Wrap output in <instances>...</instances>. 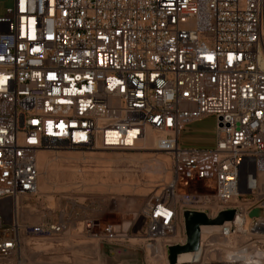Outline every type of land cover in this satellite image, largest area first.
<instances>
[{
	"label": "built area",
	"instance_id": "built-area-1",
	"mask_svg": "<svg viewBox=\"0 0 264 264\" xmlns=\"http://www.w3.org/2000/svg\"><path fill=\"white\" fill-rule=\"evenodd\" d=\"M208 117L213 144H182ZM148 130L173 177L140 209L143 239L168 254L187 241L185 210L234 209L201 226L199 258L264 264V215L250 216L264 211V0H14L0 15V259L23 234L67 228L63 215L19 219V199L39 193L41 153L134 150Z\"/></svg>",
	"mask_w": 264,
	"mask_h": 264
},
{
	"label": "rangeland",
	"instance_id": "rangeland-1",
	"mask_svg": "<svg viewBox=\"0 0 264 264\" xmlns=\"http://www.w3.org/2000/svg\"><path fill=\"white\" fill-rule=\"evenodd\" d=\"M13 5L14 0H0V15ZM215 124V118L208 117L186 130L211 135ZM186 135L184 132L182 137ZM45 153L49 164L40 162L39 193L20 198L19 219L32 224L42 221L45 215L51 221L63 215L67 228L52 237L21 235L19 252L0 259V264H64L68 258L72 262L68 264H170L169 252L165 259L160 256V241L151 246L143 239L144 218L140 215L145 201L172 180V159L168 153L156 145L148 149H54ZM189 188L206 191L200 184H191ZM127 218L133 224L125 230L121 224ZM107 224L116 225L125 239L118 243L105 240L103 229ZM183 229L184 219L176 236H181ZM181 264L221 263L195 258Z\"/></svg>",
	"mask_w": 264,
	"mask_h": 264
},
{
	"label": "water",
	"instance_id": "water-1",
	"mask_svg": "<svg viewBox=\"0 0 264 264\" xmlns=\"http://www.w3.org/2000/svg\"><path fill=\"white\" fill-rule=\"evenodd\" d=\"M236 214L234 209L221 211L217 217L210 218L207 213L196 210H185L183 214L184 228L187 234L185 244H173L169 247V262L177 264L179 255L186 252L197 251L200 246L201 226L224 224L228 220H232ZM264 211L255 208L251 211L250 216H262Z\"/></svg>",
	"mask_w": 264,
	"mask_h": 264
},
{
	"label": "bare ground",
	"instance_id": "bare-ground-1",
	"mask_svg": "<svg viewBox=\"0 0 264 264\" xmlns=\"http://www.w3.org/2000/svg\"><path fill=\"white\" fill-rule=\"evenodd\" d=\"M153 145H157V135H155L151 130H148L147 133H146V136L144 138H142L141 140H139V142L136 143L135 149H148V148H151ZM40 162H41V164H42V162L43 163L47 162V164H49L48 163L49 162L48 161V157H47L45 152L40 154ZM18 204L20 205V199H19ZM202 229L205 230V227H203ZM177 232H178V230H177ZM158 244H159V246L163 247L161 252H160V256H161V258L165 259V253H166L165 251L166 250H165L164 246L162 245V243H158ZM195 252H197V251H195ZM199 255H200L199 252L194 253V251L193 252L182 253V254L179 255L177 263L178 264L187 263V262L191 263V262H193V260L195 258H196V261H201V260L204 261L205 257L199 258ZM68 260H70V259L68 258ZM68 260H64L66 262L64 264L72 263V262H69ZM60 264H63V263H60Z\"/></svg>",
	"mask_w": 264,
	"mask_h": 264
},
{
	"label": "crops",
	"instance_id": "crops-1",
	"mask_svg": "<svg viewBox=\"0 0 264 264\" xmlns=\"http://www.w3.org/2000/svg\"><path fill=\"white\" fill-rule=\"evenodd\" d=\"M206 119V118H204ZM202 119L201 121H203ZM200 121L196 122L199 123ZM188 128V127H187ZM186 128V129H187ZM187 135L184 137H181V142L184 145H191V146H211L214 142V133L210 134H205L203 132H197V133H189L188 130L184 131ZM133 224V221L130 219H125L123 220V223L121 224L123 229H129ZM116 226V225H115ZM117 228V226H116Z\"/></svg>",
	"mask_w": 264,
	"mask_h": 264
}]
</instances>
